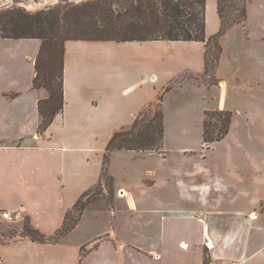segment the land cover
<instances>
[{"label": "crops", "instance_id": "0c3cea01", "mask_svg": "<svg viewBox=\"0 0 264 264\" xmlns=\"http://www.w3.org/2000/svg\"><path fill=\"white\" fill-rule=\"evenodd\" d=\"M251 9L264 20V0H246L245 20L220 36L219 58L209 73L206 42L66 41L64 105L41 134L38 101L48 93L32 86L41 42L0 38L7 63L18 72L13 88H6L10 97L0 88V212L21 213L43 234H55L82 194L100 184L104 150L116 131L130 127L159 97L165 127L160 153H111L112 204L88 206L56 243L22 237L19 224L18 238L0 245V264H264V149L228 147L221 160L210 162L187 142L175 149L165 145L169 130L177 139L191 131L181 104L172 115L166 112L167 102L186 89L213 88L210 97L203 94L201 130L205 111L232 113L228 134L218 142L243 137L253 148L254 138L263 136L264 96L252 91L264 94V38L247 29ZM204 16L208 39L221 26L218 0H205ZM26 64L30 75L23 81ZM168 117L176 124L169 125ZM172 151L175 163L169 161ZM123 153L131 161L132 154L159 156L160 177L118 179L112 161Z\"/></svg>", "mask_w": 264, "mask_h": 264}, {"label": "trees", "instance_id": "16d2710c", "mask_svg": "<svg viewBox=\"0 0 264 264\" xmlns=\"http://www.w3.org/2000/svg\"><path fill=\"white\" fill-rule=\"evenodd\" d=\"M218 0V14L221 26L214 36L206 38L205 35V0H122V11H97L91 5L66 10L63 13L54 11H39L33 15L22 12H4L0 18L4 25H12L10 34L0 26V38L10 39H38L41 42L39 52L34 62L35 76L32 81L34 89H45L48 96L38 101V111L41 122L38 133H43L52 123L55 116L60 113L64 105L63 92V63L65 43L68 40H100V41H197L216 43L217 53L214 55V69L219 58V38L230 26L226 25L220 14ZM239 10L241 18L234 23H241L246 18L245 2ZM22 34L18 36L16 33ZM112 34L113 37H101V34ZM61 48L62 64L54 71V57L58 55L57 47ZM206 73H209L208 64L205 63ZM212 71V70H211ZM210 71V72H211ZM202 141L211 144L223 139L229 131L232 113L229 111H205ZM217 116L219 124H214L209 130L208 119ZM146 121V120H145ZM137 116L129 129L116 131L107 143L103 154L102 175L100 183L104 180L111 189L113 178L108 173L110 155L115 150L135 152L160 153L163 143V116L159 112L155 118L146 121ZM86 193V192H85ZM82 194V196L85 195ZM81 196V197H82ZM76 201L71 210L65 214L63 227L55 234L47 236L34 228L28 222L23 226L21 236L37 243H56L60 237L71 231L80 219L84 206L78 208ZM73 210L76 215L72 216Z\"/></svg>", "mask_w": 264, "mask_h": 264}, {"label": "rangeland", "instance_id": "374dc122", "mask_svg": "<svg viewBox=\"0 0 264 264\" xmlns=\"http://www.w3.org/2000/svg\"><path fill=\"white\" fill-rule=\"evenodd\" d=\"M91 5L93 8L97 11L103 12L107 10H114L115 13L117 11L122 9V0H9L5 5L1 4L0 6H3L0 8V18H4L3 16L4 12H22L26 15H33L39 11H54L56 13H63L66 10L73 9V8H80L84 5ZM242 3L240 0H220L219 1V9H220V14L222 16L223 22L232 27L237 23H234V21H238L241 18L240 15V8H241ZM122 11V10H121ZM251 12V21L247 22V29L250 30L249 33L250 35L253 36L255 35L257 38H264V33L259 34V30L261 25H264V20H258L260 17V12L259 11H253L252 9L250 10ZM0 26H4L5 32L7 34L13 33L10 32L12 25H4L3 21H0ZM16 33V32H15ZM18 36H22V34H19V32L16 33ZM238 32L234 33V36H236ZM246 32L243 33L245 36ZM101 37H113L112 34H101ZM216 43L214 41L209 42L208 49H207V55H206V62L208 64V69L209 72L213 69H211V65L214 64V55L217 53L216 51ZM252 46V45H250ZM262 49H264V46L262 45ZM23 49L21 50V54H23ZM32 51L31 47H27L25 49L26 53H30ZM57 52L58 55H56V58L54 57V63H53V69L54 71H57L59 67L62 64V57L60 55L61 48L58 46L57 47ZM101 53V51H100ZM105 58V57H104ZM7 58V53H6V45L5 42L0 40V88L1 90H4L6 93V97H10V93L7 91L6 88H13V84L16 81L18 72L15 71V68L12 66L11 63H7L6 61ZM103 59V58H102ZM104 66V65H103ZM26 71H23L21 74V79L23 81H27L29 75H30V65L26 64L25 65ZM208 82H213V78H209ZM12 91V89H10ZM213 91L212 89L209 90H203L199 92H195L191 89H186L185 92H183L180 95H176L174 98L169 100L167 102V114L172 115L175 111V108L178 104H181L180 108L184 109L185 112L190 116V124L192 125L191 131L189 134L185 137V139H177L175 135L172 133L171 130L168 131L166 134V147H171L172 149L177 148L178 144L180 142H187L189 146L196 148L198 150L197 155H201L199 152H202V156H206L207 161H219L221 160L222 156L226 154L227 148H235L238 145H242L245 150L251 151V149H258L259 152H261L260 149H264V132L258 131L259 135L262 134L263 136L261 137L260 140L257 138H254L256 141L255 146L251 148L249 146L248 142H245V138H236V137H228L227 139H224L221 142H217L214 145V149H212L211 144L207 145L204 144L202 141V133H203V127H204V119L205 115L203 113V123H202V130H201V105L203 104V94L205 96L210 97L211 93ZM256 96L263 98V90H253L252 91ZM161 97L157 99L154 103L148 105L145 107L144 110H142L139 114L143 118V121H149L153 118H155L157 113H161L163 116V128H164V133H165V127H164V105L162 103ZM215 111V110H214ZM139 116V115H138ZM137 118V117H136ZM135 121V120H134ZM145 121V123H147ZM176 120L173 118L168 117V124L169 125H175ZM209 122V130L211 131L212 125L219 124L217 116H210L208 119ZM134 123V122H133ZM132 123V124H133ZM231 123V122H230ZM120 122L116 123L115 126H119ZM244 126V125H243ZM39 127V126H38ZM131 127V126H130ZM130 127L123 128L122 130L129 129ZM258 129H256L255 132H257ZM121 131V130H119ZM38 132V130H37ZM163 133V143H162V148H164V134ZM242 135L241 132L236 133L235 135ZM243 136V135H242ZM208 148V149H206ZM211 148V149H209ZM204 149V150H203ZM203 150V151H202ZM131 155V154H130ZM196 155V156H197ZM233 156H243L238 155L237 153H232ZM169 156V161L170 163H175L179 161V158L174 155V151L171 152V154H168ZM261 156V155H260ZM132 158L135 157L133 161L130 160L128 156H126L125 153L119 154L116 158L113 159L112 161V171H114L115 175L117 176L118 179L122 180L126 177H130L133 179H138L147 175L151 176H157L160 177L159 173V167H161V159L159 156H150V155H133L131 156ZM248 159V158H247ZM240 160V159H236ZM183 161V160H180ZM132 163V168H128L125 170L127 165H130ZM110 166V165H109ZM110 172V171H109ZM149 179V178H148ZM113 195H115L114 192V187L110 189L105 181H102V184L100 183L98 186L90 189L85 193L84 196L81 197L80 201L77 203L78 208L82 205L84 206L87 202V206H85L84 210L88 206H101L103 208H107L112 202ZM71 210V209H70ZM76 210H73L72 216L76 215ZM19 219V221L16 222H6L4 220H0V245L1 244H7L12 240H15L18 238V225L24 224L28 222V218L26 219L23 215ZM65 219V218H64ZM30 223V221H29ZM64 224V223H63ZM31 225V224H30ZM62 239V237L59 238V241Z\"/></svg>", "mask_w": 264, "mask_h": 264}, {"label": "built area", "instance_id": "2783aa9c", "mask_svg": "<svg viewBox=\"0 0 264 264\" xmlns=\"http://www.w3.org/2000/svg\"><path fill=\"white\" fill-rule=\"evenodd\" d=\"M21 217H22L21 213H18V212H11V211H1L0 212V220H4L9 223L19 221ZM205 246L208 249L212 248V246L210 245V241H207L205 243Z\"/></svg>", "mask_w": 264, "mask_h": 264}, {"label": "bare ground", "instance_id": "6f19581e", "mask_svg": "<svg viewBox=\"0 0 264 264\" xmlns=\"http://www.w3.org/2000/svg\"><path fill=\"white\" fill-rule=\"evenodd\" d=\"M7 2H9V0H0V5H1V4H4V5H5ZM4 5H3V6H4ZM3 6H0V8L3 7Z\"/></svg>", "mask_w": 264, "mask_h": 264}]
</instances>
